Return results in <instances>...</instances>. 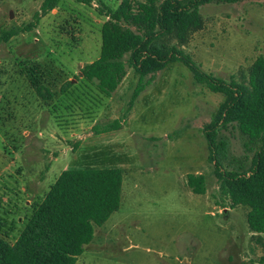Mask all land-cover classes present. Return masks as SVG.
<instances>
[{"label":"rangeland","instance_id":"rangeland-1","mask_svg":"<svg viewBox=\"0 0 264 264\" xmlns=\"http://www.w3.org/2000/svg\"><path fill=\"white\" fill-rule=\"evenodd\" d=\"M43 1L0 0V34L36 26L0 44V236L18 239L63 171L121 169L120 209L77 264H261L248 208L222 198L208 161L203 125L224 97L181 63L159 73L133 107V69L112 97L103 95L80 70L100 57L102 5L115 10L121 0H63L47 16ZM200 13L203 26L183 48L206 72L240 80L264 56V0L211 3ZM115 120L122 129L94 131ZM223 135L232 157L249 166L247 138L231 127ZM189 174L206 177L205 195L188 188Z\"/></svg>","mask_w":264,"mask_h":264},{"label":"trees","instance_id":"trees-1","mask_svg":"<svg viewBox=\"0 0 264 264\" xmlns=\"http://www.w3.org/2000/svg\"><path fill=\"white\" fill-rule=\"evenodd\" d=\"M63 0H44L42 16L56 10ZM90 6L93 0H76ZM255 0H121L113 10H100L107 21L101 28L100 57L80 70L81 76L94 83L107 97L118 90L133 69L139 82L130 107L159 73L170 64L181 63L194 81L224 97L217 116L203 125L208 146V161L219 192L231 208H248L246 221L250 233L264 235V56H259L240 80L221 79L202 69L186 53L190 36L203 26L200 10L211 3L241 4ZM36 21H39L38 16ZM36 26L6 30L0 44L8 43ZM72 85L69 82L65 87ZM44 88L38 94L45 99ZM48 97L52 94L46 91ZM123 120H115L97 134L122 129ZM238 129L247 138L246 147L254 152L251 164L237 161L230 152V142L223 135ZM124 172L121 169L63 171L28 219L14 243L0 236V264H77L90 245L96 229L119 211L122 203ZM188 188L196 195L206 194V177L189 174ZM264 264V256L261 259Z\"/></svg>","mask_w":264,"mask_h":264},{"label":"water","instance_id":"water-1","mask_svg":"<svg viewBox=\"0 0 264 264\" xmlns=\"http://www.w3.org/2000/svg\"><path fill=\"white\" fill-rule=\"evenodd\" d=\"M10 18H12V13H11V15H10Z\"/></svg>","mask_w":264,"mask_h":264}]
</instances>
